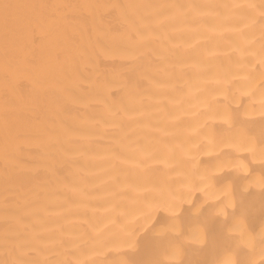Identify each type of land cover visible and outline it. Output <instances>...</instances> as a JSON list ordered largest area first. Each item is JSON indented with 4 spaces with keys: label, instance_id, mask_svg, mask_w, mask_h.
Here are the masks:
<instances>
[{
    "label": "bare ground",
    "instance_id": "obj_1",
    "mask_svg": "<svg viewBox=\"0 0 264 264\" xmlns=\"http://www.w3.org/2000/svg\"><path fill=\"white\" fill-rule=\"evenodd\" d=\"M0 264H264V0H0Z\"/></svg>",
    "mask_w": 264,
    "mask_h": 264
}]
</instances>
